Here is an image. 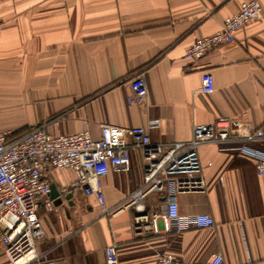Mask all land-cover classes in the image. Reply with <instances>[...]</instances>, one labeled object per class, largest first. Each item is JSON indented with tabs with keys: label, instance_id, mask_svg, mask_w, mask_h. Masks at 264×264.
<instances>
[{
	"label": "crops",
	"instance_id": "1",
	"mask_svg": "<svg viewBox=\"0 0 264 264\" xmlns=\"http://www.w3.org/2000/svg\"><path fill=\"white\" fill-rule=\"evenodd\" d=\"M244 1L0 0V131L15 137L35 126L56 135L88 129L99 138L103 123L133 127L159 118L151 139L168 144L189 141L195 124L228 117L234 134H264V0L261 16L233 41L185 57L196 38L219 30ZM205 73L215 80L210 94L201 91ZM139 74L148 98L129 103ZM243 144L264 151V138L200 146L207 189L181 193L177 202L181 213H208L215 224L183 232L159 222L160 232L137 235L132 209L105 214L95 196L73 186L74 171L51 169L47 178L62 203L51 194L39 198L45 237L40 259L29 264H100L111 244L122 264H154L164 251L183 261L222 253L225 264H264V176ZM143 172L140 151L128 172L109 171L102 178L105 206L124 205ZM49 200L58 208L49 209Z\"/></svg>",
	"mask_w": 264,
	"mask_h": 264
},
{
	"label": "built area",
	"instance_id": "2",
	"mask_svg": "<svg viewBox=\"0 0 264 264\" xmlns=\"http://www.w3.org/2000/svg\"><path fill=\"white\" fill-rule=\"evenodd\" d=\"M259 0L244 1L238 12L227 16L222 27L211 35L198 37L185 53L187 59H198L216 46L231 42L236 32L249 21L261 16ZM1 22V18H0ZM133 95L129 103L144 102L149 95L144 74L131 80ZM215 90L212 74L205 73L201 91L210 94ZM161 125V119L152 118L144 126L121 127L103 123L101 136L95 138L88 129L75 133L52 134L43 126L13 137L9 131H0V255L7 264H29L40 259L37 246L45 237L39 216L40 197L48 196L52 184L48 180L51 169H71L75 173L73 186L83 195L95 196L105 214L117 213L124 207L133 210V230L137 235L191 228H206L215 224L208 213L183 214L177 196L181 193L204 192L207 183L205 166L199 148L205 143H227L262 140V131L243 129L234 134L231 119L218 117L211 123L195 124L189 141L157 143L150 130ZM243 151L255 159L259 175L264 176V151L243 144ZM133 151L144 158L143 182L130 193L124 205L115 209L105 206L102 178L115 171L128 172ZM161 197L157 204L152 195ZM57 209L53 200L46 204ZM100 264H122L115 244L107 246ZM154 264H225L222 253H214L207 261H183L176 253H160Z\"/></svg>",
	"mask_w": 264,
	"mask_h": 264
},
{
	"label": "water",
	"instance_id": "3",
	"mask_svg": "<svg viewBox=\"0 0 264 264\" xmlns=\"http://www.w3.org/2000/svg\"><path fill=\"white\" fill-rule=\"evenodd\" d=\"M51 196H52V198H57V205L58 204H61L62 203V199L61 198H59V196H60V192H59V190L57 189V187L56 186H53L52 185V191H51Z\"/></svg>",
	"mask_w": 264,
	"mask_h": 264
}]
</instances>
